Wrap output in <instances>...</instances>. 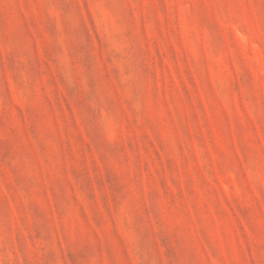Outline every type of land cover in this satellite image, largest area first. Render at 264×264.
I'll list each match as a JSON object with an SVG mask.
<instances>
[{
    "label": "rangeland",
    "instance_id": "rangeland-1",
    "mask_svg": "<svg viewBox=\"0 0 264 264\" xmlns=\"http://www.w3.org/2000/svg\"><path fill=\"white\" fill-rule=\"evenodd\" d=\"M0 264H264V0H0Z\"/></svg>",
    "mask_w": 264,
    "mask_h": 264
}]
</instances>
